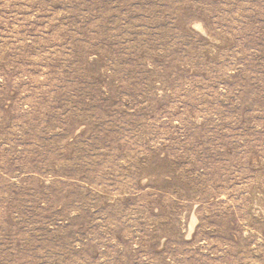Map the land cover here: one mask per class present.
<instances>
[{
  "label": "rangeland",
  "instance_id": "rangeland-1",
  "mask_svg": "<svg viewBox=\"0 0 264 264\" xmlns=\"http://www.w3.org/2000/svg\"><path fill=\"white\" fill-rule=\"evenodd\" d=\"M0 264H264V0H0Z\"/></svg>",
  "mask_w": 264,
  "mask_h": 264
}]
</instances>
